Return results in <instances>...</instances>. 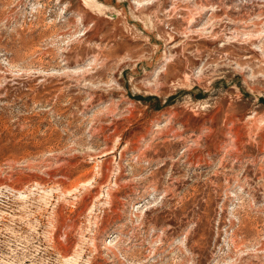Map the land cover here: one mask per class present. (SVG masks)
<instances>
[{"label": "rangeland", "instance_id": "obj_1", "mask_svg": "<svg viewBox=\"0 0 264 264\" xmlns=\"http://www.w3.org/2000/svg\"><path fill=\"white\" fill-rule=\"evenodd\" d=\"M0 264H264V0H0Z\"/></svg>", "mask_w": 264, "mask_h": 264}]
</instances>
